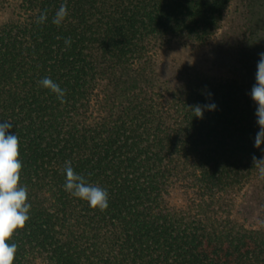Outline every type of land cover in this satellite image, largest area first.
<instances>
[{
	"label": "trees",
	"instance_id": "obj_1",
	"mask_svg": "<svg viewBox=\"0 0 264 264\" xmlns=\"http://www.w3.org/2000/svg\"><path fill=\"white\" fill-rule=\"evenodd\" d=\"M262 52L264 0H0V121L31 204L14 264H264ZM69 161L105 211L64 190Z\"/></svg>",
	"mask_w": 264,
	"mask_h": 264
},
{
	"label": "clouds",
	"instance_id": "obj_2",
	"mask_svg": "<svg viewBox=\"0 0 264 264\" xmlns=\"http://www.w3.org/2000/svg\"><path fill=\"white\" fill-rule=\"evenodd\" d=\"M67 15L64 6L57 11L54 23L59 24ZM47 19L42 13L38 22ZM256 83L252 87L250 96L256 103V116L259 131L256 133L254 146L264 144V52L259 54L256 66ZM40 86L48 89L63 103L66 92L58 83L49 77L40 80ZM211 95V93H209ZM209 110L216 108L215 103L206 106ZM195 116L202 117L200 106L194 108ZM13 125L8 121H0V264H14L17 245L9 242L13 233L23 229L30 219L31 204L27 202V189L20 184L22 162L19 159V138L12 131ZM64 190L71 196L85 201L87 205L101 212L109 207L106 189L86 181L85 177L76 173L71 162H66L64 168Z\"/></svg>",
	"mask_w": 264,
	"mask_h": 264
},
{
	"label": "rangeland",
	"instance_id": "obj_3",
	"mask_svg": "<svg viewBox=\"0 0 264 264\" xmlns=\"http://www.w3.org/2000/svg\"><path fill=\"white\" fill-rule=\"evenodd\" d=\"M231 11L233 12V6H231V10L229 11V14L231 13ZM227 19H228V16H227ZM226 25H225V23H224V26H223V28L225 27ZM216 41H214L212 44H211V47L212 46H215L216 45ZM241 203H243V201L241 202ZM242 205V204H241Z\"/></svg>",
	"mask_w": 264,
	"mask_h": 264
}]
</instances>
